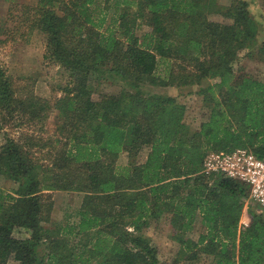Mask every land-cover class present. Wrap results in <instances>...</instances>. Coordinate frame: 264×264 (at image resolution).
<instances>
[{
  "label": "trees",
  "instance_id": "trees-1",
  "mask_svg": "<svg viewBox=\"0 0 264 264\" xmlns=\"http://www.w3.org/2000/svg\"><path fill=\"white\" fill-rule=\"evenodd\" d=\"M102 1L39 0L34 25L71 77L61 99L21 98L0 66V112L38 127L0 146V176L17 184L0 188V264H167L144 233L161 223L178 246L174 263L264 264V212L248 202V188L202 173L210 152L247 149L264 159V83L233 66L258 34L247 2L116 0L117 31L103 32ZM139 23L150 29L140 43ZM255 54L264 64V42ZM90 74L129 90L94 98ZM195 84L209 108L196 130L175 98L142 90ZM52 110L58 120L46 132ZM143 149L144 162L118 165ZM56 191L83 195L76 224L44 227ZM243 211L249 223L240 228Z\"/></svg>",
  "mask_w": 264,
  "mask_h": 264
},
{
  "label": "rangeland",
  "instance_id": "rangeland-1",
  "mask_svg": "<svg viewBox=\"0 0 264 264\" xmlns=\"http://www.w3.org/2000/svg\"><path fill=\"white\" fill-rule=\"evenodd\" d=\"M96 1H98L99 7L102 8L103 1ZM231 1L216 0V3L219 6H228ZM115 2L116 0H109V10L102 12L105 15V23L100 31L104 32L108 27H112L117 31L118 9L113 7ZM38 4L39 0H0V40L2 41L0 43V66L21 98L34 96L53 103L63 97V91L70 85L71 77L63 65L50 57L47 49V37L34 25L37 18ZM258 8H261L264 12V4ZM255 13V11H250L254 19L259 22ZM209 19L220 23L227 21L217 14L209 15ZM149 31V28L139 23V27L135 30L139 43L143 35L149 33ZM259 44L260 40H258L257 35L252 48L248 52L244 50L239 53L233 66L235 69H241L254 79L264 83V64L255 54ZM210 82L211 80H204L201 86L207 87ZM87 86L93 93L94 98L101 95H117L121 91L129 90V86L117 78L107 77V79H101L95 74L88 76ZM199 86L196 84L188 87L167 88L144 86L142 90L145 93L155 91L175 98L177 102L183 104L186 108L184 122L191 130H196L199 124L206 119L209 111L208 105L204 103L202 96L198 93ZM17 115L20 116L18 113ZM12 117L9 119L6 112H0V146L4 142L5 135L17 140L23 137L21 133L38 130L37 125L31 127L27 122L18 127L19 124L13 121L16 114ZM20 118L22 119L21 116ZM57 120V112L52 110L45 120L44 131L50 132L54 129L53 124ZM147 152L148 149H143L134 159H129L126 154H121L118 165L140 164L144 162ZM37 154L36 156L41 159L44 152H37ZM16 186L17 184L0 176V188L3 191H11ZM82 197V194L76 192H52L53 212L50 223L44 227L50 225L52 228L64 227L65 225L76 224ZM248 201H251L250 198H248ZM128 231H132V229L128 228ZM169 231L168 224L161 223L149 226L144 232L160 249L161 255L158 256L160 262L166 261L167 264H212L211 259L205 257H200L198 261L194 262L179 261L174 263L178 246L169 238ZM200 231V225L196 224L194 231L188 237L196 240ZM21 235L16 236L20 237ZM39 253H43V247H40ZM8 264L17 263L10 261Z\"/></svg>",
  "mask_w": 264,
  "mask_h": 264
},
{
  "label": "built area",
  "instance_id": "built-area-1",
  "mask_svg": "<svg viewBox=\"0 0 264 264\" xmlns=\"http://www.w3.org/2000/svg\"><path fill=\"white\" fill-rule=\"evenodd\" d=\"M205 175L220 174L228 179L244 184L248 188V198L259 211L264 212V159L256 157L247 149L231 152H210L202 165ZM249 219L242 212L240 228L247 227Z\"/></svg>",
  "mask_w": 264,
  "mask_h": 264
},
{
  "label": "crops",
  "instance_id": "crops-1",
  "mask_svg": "<svg viewBox=\"0 0 264 264\" xmlns=\"http://www.w3.org/2000/svg\"><path fill=\"white\" fill-rule=\"evenodd\" d=\"M248 4V9L250 11H255V15L258 17V40L260 43L264 42V12L261 10L260 5L264 4V0H245ZM257 50V49H256ZM241 220V219H240Z\"/></svg>",
  "mask_w": 264,
  "mask_h": 264
}]
</instances>
